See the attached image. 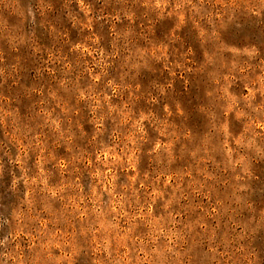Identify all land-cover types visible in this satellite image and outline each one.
<instances>
[{"label": "rangeland", "instance_id": "obj_1", "mask_svg": "<svg viewBox=\"0 0 264 264\" xmlns=\"http://www.w3.org/2000/svg\"><path fill=\"white\" fill-rule=\"evenodd\" d=\"M0 264H264V0H0Z\"/></svg>", "mask_w": 264, "mask_h": 264}]
</instances>
